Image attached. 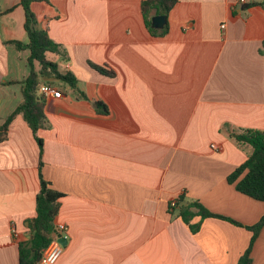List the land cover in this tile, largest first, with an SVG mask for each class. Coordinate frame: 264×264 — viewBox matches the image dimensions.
I'll use <instances>...</instances> for the list:
<instances>
[{"label": "crops", "instance_id": "obj_1", "mask_svg": "<svg viewBox=\"0 0 264 264\" xmlns=\"http://www.w3.org/2000/svg\"><path fill=\"white\" fill-rule=\"evenodd\" d=\"M142 1L29 4L65 59L49 55L86 94L48 79L61 93L44 98L37 132L43 178L62 194L54 225L68 227L56 264H236L247 227L264 214V201L227 181L251 151L234 134L264 133V0H178L163 36L146 29ZM20 3L0 0V126L30 71L28 51L9 43L28 41ZM39 160L32 131L14 116L0 143V264H20L21 246L30 247ZM193 201L226 219L195 213L192 233L179 212ZM250 256L264 264V224Z\"/></svg>", "mask_w": 264, "mask_h": 264}, {"label": "trees", "instance_id": "obj_2", "mask_svg": "<svg viewBox=\"0 0 264 264\" xmlns=\"http://www.w3.org/2000/svg\"><path fill=\"white\" fill-rule=\"evenodd\" d=\"M31 1L32 0H21L20 3L25 13L24 30L28 37L27 43L16 40L9 41V43L13 44L16 49L28 51L27 64L30 71L24 80L22 79L19 81V83L22 84L21 102L16 106L13 112L7 116L4 123L0 126L1 143L8 137V125L12 118L21 114L22 119L32 131L39 148L40 160L38 162V169L40 184L39 190L36 194L35 215L29 221L28 226V231L32 237L29 241V249L24 246H21L20 248V264H34L51 241L53 231L55 230L54 218L59 207V197L62 195L60 192L49 186L50 183L43 178L41 172L43 162V138L40 137L37 132L38 129L45 128L46 115L44 111V98L39 93V87L43 83L53 85L52 81L47 80L54 79L56 83H64L68 85L73 92L78 93L77 95L79 97L86 98V94L79 91L77 87L78 80L76 76L71 71L62 70L57 61L49 59V54L58 56L62 60L65 58L60 50L61 46L49 38L46 29L39 27V22L29 6ZM177 2L178 0L142 1L140 10L145 26L147 27L146 29L150 34L159 36L166 34L168 29V13ZM250 4L251 3L246 4V6H249ZM157 14L166 17V23L163 29L154 28L151 25L152 16ZM88 64L100 74L115 76V71L108 65H99L92 63L91 61H88ZM36 65L39 66L38 69L36 68ZM93 104L96 109L101 108L104 112L107 111V108L103 103L95 101ZM234 138L240 143H246L251 151L245 161L236 166L227 176V181L230 184H234L236 190L246 194V196L264 201V133L260 130H245L235 133ZM192 208L197 210L194 211ZM195 213H198L201 218L218 217L226 219L222 215L209 212V210L202 206L198 201L190 202L180 210L179 216L182 221L188 225L192 233H196L199 228V223L192 224L190 222ZM229 221L240 225L233 220ZM263 224L264 214L256 224L247 227L253 234H251L248 247L238 258L236 264H251V246Z\"/></svg>", "mask_w": 264, "mask_h": 264}, {"label": "built area", "instance_id": "obj_3", "mask_svg": "<svg viewBox=\"0 0 264 264\" xmlns=\"http://www.w3.org/2000/svg\"><path fill=\"white\" fill-rule=\"evenodd\" d=\"M240 2L244 3L245 0H239ZM39 93L43 98L53 97L61 92L59 89L53 85L49 84H41L39 87ZM171 206L175 205V200H171ZM67 230L68 227L64 225V223H56L55 230L53 231V236L47 247L45 248L44 252H42L39 259L36 261L35 264H56L61 253L64 250V245L60 242V237H64L67 239Z\"/></svg>", "mask_w": 264, "mask_h": 264}, {"label": "water", "instance_id": "obj_4", "mask_svg": "<svg viewBox=\"0 0 264 264\" xmlns=\"http://www.w3.org/2000/svg\"><path fill=\"white\" fill-rule=\"evenodd\" d=\"M166 23V17L164 15H153L151 18V25L154 28L163 29ZM60 242L65 246L67 243V239L64 237H60Z\"/></svg>", "mask_w": 264, "mask_h": 264}, {"label": "rangeland", "instance_id": "obj_5", "mask_svg": "<svg viewBox=\"0 0 264 264\" xmlns=\"http://www.w3.org/2000/svg\"><path fill=\"white\" fill-rule=\"evenodd\" d=\"M49 57H50L52 60L59 61L58 58H56V57H54V56H52V55H49Z\"/></svg>", "mask_w": 264, "mask_h": 264}]
</instances>
